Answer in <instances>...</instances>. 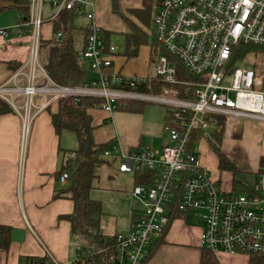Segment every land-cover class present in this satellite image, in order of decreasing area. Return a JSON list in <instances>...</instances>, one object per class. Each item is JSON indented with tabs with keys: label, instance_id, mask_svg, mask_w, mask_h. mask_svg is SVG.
<instances>
[{
	"label": "built area",
	"instance_id": "1",
	"mask_svg": "<svg viewBox=\"0 0 264 264\" xmlns=\"http://www.w3.org/2000/svg\"><path fill=\"white\" fill-rule=\"evenodd\" d=\"M23 1L29 5L28 17H19L13 29L27 32L30 39L25 84L0 85V100L22 121L21 168L30 125L53 101L67 98L79 104L89 99L106 114L126 104L161 106L166 113V142L159 150L124 152L118 143L104 150L102 158L112 160L118 173L148 172L153 177L151 183L131 190L135 205L128 233L117 235L113 247L75 244L71 264H142L173 212L183 217L198 214L200 246L211 254L264 258V172L257 170L252 184L239 192L224 190L195 153L200 142L208 144L229 120L264 125V70L233 61L238 45L264 48V0H161L151 20L157 54L150 78L129 77L114 69L118 49L105 40L93 0ZM45 5L52 11L47 18L51 25L62 12L86 20L77 54L90 74L80 86L57 85L42 69L39 43ZM9 31L0 29V36ZM55 38L60 42L62 33ZM178 65L195 82L179 79ZM226 78L228 84L223 83ZM19 97L22 101L17 103ZM68 177L62 172L59 183L66 184ZM33 264L62 263L46 253L44 261Z\"/></svg>",
	"mask_w": 264,
	"mask_h": 264
},
{
	"label": "crops",
	"instance_id": "2",
	"mask_svg": "<svg viewBox=\"0 0 264 264\" xmlns=\"http://www.w3.org/2000/svg\"><path fill=\"white\" fill-rule=\"evenodd\" d=\"M10 4V0H0V29H11L7 36H0V85L18 87L25 84L30 39L27 32L18 34L13 29L20 16L15 8L9 7ZM98 25L102 30L109 32L101 24ZM110 33L109 40L113 44ZM76 38L80 45L83 38L80 39L79 36ZM143 48L146 47L141 46L138 54ZM117 49L118 52L112 62L115 70L129 77L149 78L146 67L145 71L127 68L126 63L129 60L124 56V51H119V47ZM144 51L147 56V48ZM146 63V61L143 63L144 66ZM1 101L11 111L0 114V226L24 231V239L21 242L11 241L6 250L0 249V264H20L22 258H44L46 253L59 263L71 264L74 259L71 226L68 221L59 217L71 214L73 203L65 198L53 199V195L55 190L62 188L57 180L62 154L64 151L75 150L77 146L74 144L73 148L71 143L77 141L71 137L72 135H68L71 133L69 131H62L59 134L55 132L50 115L57 113L58 102L53 101L30 125L25 162L21 168L22 121L7 102ZM21 101L22 98H17V103ZM87 113L92 117L94 144L108 143L109 147L113 143H118L122 151L127 152L138 148L159 150L166 142V135L162 131L166 117L164 111L158 122L146 119L147 113L144 112L143 107L139 112L118 110L106 114L98 109H91ZM231 122H241V128L236 129L233 126L227 129V125ZM102 127L106 130L105 138L95 139V132L97 133ZM222 129L223 137L226 131L231 143L236 147L235 160L238 161V156L242 155V149L251 157L252 173L255 174L260 158L264 157V125L253 121L229 120ZM244 144L246 150L248 149L247 152L243 147ZM206 146L207 153L212 154L210 146L208 144ZM220 148L224 155L231 153L229 147L223 148V138ZM203 158L202 161L204 160L205 163L206 159L204 156ZM201 165L204 166L202 163ZM212 178L219 181L224 190L235 189L234 182H223L218 176ZM133 186V175L118 173L114 162L105 159V164L99 170L98 188L101 191L114 195L116 198L114 199V196L112 198L118 206L121 202H129L128 197L130 199ZM90 197L94 199L92 195ZM94 197H96L94 200L98 201L106 199L100 193ZM124 206L128 211L129 204L128 208L127 205ZM108 215L104 216L102 222V230L105 234L117 236L128 233L129 226L128 229L119 228L114 217ZM188 216L173 220L165 233L150 243L144 264H200V257L204 252L200 246V222L199 225H190ZM212 256L217 264H249L250 262V259L243 255L219 253Z\"/></svg>",
	"mask_w": 264,
	"mask_h": 264
},
{
	"label": "trees",
	"instance_id": "3",
	"mask_svg": "<svg viewBox=\"0 0 264 264\" xmlns=\"http://www.w3.org/2000/svg\"><path fill=\"white\" fill-rule=\"evenodd\" d=\"M149 1L143 0L142 9L135 11L133 16L150 30L153 8ZM10 2L9 7L15 8L20 17H28L29 5L26 1L10 0ZM160 2L161 0H157V8ZM111 6L112 12L117 13V0H111ZM74 18L75 16L71 12H62L52 23L50 38L41 40L39 43L41 66L47 77L57 85L80 86L88 81L87 79L90 74L87 62L78 57L77 54L79 45L76 37L79 36L82 39L85 34L82 29L78 31L73 27ZM122 18L125 23L132 26L130 33L124 35L123 52L124 56L128 60H131L137 56L141 46L148 44V37L151 35L150 31L146 33V31L139 30L132 23H128L129 21L125 14H123ZM58 32L62 33V40L60 42L55 38ZM102 32L104 33L105 40L109 42L110 32L107 33L104 30ZM151 39L153 41L152 37ZM234 51L235 57L233 61H244L247 54L255 51L264 53V48L238 45ZM178 70L179 79L195 82V77L187 73L180 65H178ZM57 102V113L50 115L55 132L59 134L62 131H69L75 135L77 141V148L75 150L64 151L62 154V163L60 164L57 179L58 183L59 176L62 172L68 173L69 177L62 188L54 191L53 199L65 198L70 200L73 203V210L71 214L60 216L59 219L66 220L70 223L72 246L81 243L88 246L113 247L116 235L105 234L102 230V222L105 216L102 204L100 201L90 197L91 191L97 186L100 167L105 164L102 154L108 147V143L94 144L93 141L94 126H92V117L87 111L97 109L95 102L89 99H83L79 104H74L72 99L67 98H61ZM142 107L143 105L139 104H126L122 105L119 110L139 112ZM10 111L11 109L0 100V114ZM221 131L222 129L208 138V145L218 159V168L220 170H233L235 167L232 166L220 151V143L223 138V131ZM258 171L264 172V157L259 160ZM133 177L135 186L151 183L153 176L148 172H138ZM170 217L171 223L176 218L183 216L177 212H173ZM11 231L12 229L10 227L0 226V249H8L11 243ZM146 258L142 264L145 263ZM37 261H44V258H22L20 264H33ZM200 264L217 263L212 254L204 250L200 257ZM249 264H264V258L252 257Z\"/></svg>",
	"mask_w": 264,
	"mask_h": 264
},
{
	"label": "rangeland",
	"instance_id": "4",
	"mask_svg": "<svg viewBox=\"0 0 264 264\" xmlns=\"http://www.w3.org/2000/svg\"><path fill=\"white\" fill-rule=\"evenodd\" d=\"M95 4V20L97 23L101 24L104 28L108 29L112 37L113 44H116L119 47V51H124V35L130 33V28L132 26H129L125 21L123 20L122 16L125 14L127 20L129 21L128 23H132L134 26H136L139 30L141 31H146V33H149L150 30L148 27L144 26L141 24L136 18L133 16V13L135 11H138L139 9H142V4L143 0H117V13L112 12V6H111V0H93ZM150 5L152 6V16L155 14L157 10V0H150ZM52 13L51 9L49 8L48 5H45L43 7V25L40 28V39H48L50 36L51 32V22L47 19L49 15ZM17 23V21H16ZM86 24V20L84 17H77L73 21V26H75L76 29L79 27H83V25ZM135 28V27H134ZM136 28V29H137ZM132 30V29H131ZM150 37V38H149ZM149 42L146 44L144 47L147 48L148 50V55L146 56L144 49H141L139 51V54L137 57L129 60L126 65L127 68L131 67L136 70L140 71H145V67L147 70V74L149 75V78L154 76V66L152 64V61L155 60L156 54L154 52L153 48V41L151 39V36H149ZM116 46V47H117ZM117 47V48H118ZM155 53V55H153ZM44 56V55H43ZM42 56V58H43ZM45 57V56H44ZM246 63L248 64H255V66L261 71L264 70V53H258V52H252L250 54H247L245 56ZM41 59V58H40ZM44 60V59H43ZM147 62L144 66V62ZM43 69V68H42ZM224 84H228V79L226 78L223 82ZM143 110L145 113H147V118L150 119L153 122H158L157 120L162 116L163 111L165 113V109L161 106H156V105H143ZM94 121H96V118H94ZM165 121V120H164ZM163 121V123H164ZM163 125V124H162ZM242 123L241 122H231L230 124L227 125V129H231V127L235 126V128L240 129ZM101 126V124H100ZM97 130V129H96ZM223 130V129H222ZM105 128L102 127L101 130H97V133L95 132V139H103L105 138L104 132ZM222 132V131H221ZM66 135V134H65ZM68 135H72L71 137L75 136L72 133H69ZM223 137V136H222ZM248 144L250 141L247 142ZM72 147L77 146L76 142L71 143ZM75 144V145H74ZM205 142H200L197 147H196V156L200 162V164H204L207 170H209V173L211 177L218 176L221 178V181L223 182H234V187L236 191H240L241 189H245L249 187V184H252L253 179H254V174L252 173V165L250 164L251 157L247 156V154L241 149V156H238V161L235 160V153H236V147L234 144L231 143V139L228 137L225 131V135L223 137V148L226 146L229 147V150L231 151L230 154H225L222 153L221 148L220 151L221 153L227 158V160L234 166L235 168L233 170H220L218 168V162H217V157L214 153L208 154L206 151V146ZM245 147V144L243 145ZM246 150V147H245ZM248 150V149H247ZM246 150V152H247ZM203 156L206 159V162L204 163V160L202 161ZM216 157V158H215ZM204 159V158H203ZM25 162V160H24ZM24 165V164H23ZM61 186H64L65 184H60ZM103 194V196L106 198L103 201L100 199L99 201L101 204H104L102 206L105 216L109 214V217H114L116 221V225L119 228H127L129 226L130 220H131V211L133 206L135 205V200L133 197L130 195V199L128 197L129 202H121L120 205L117 206L116 201L114 200L116 197L107 191H101L100 188H98V183L97 186L94 190L91 191L90 195L93 196L94 199L98 194ZM114 196V199L112 198ZM98 201V200H97ZM127 201V200H126ZM129 204V209L126 211L125 206L127 205L128 208ZM196 215H191L188 216V223L190 225H199V218ZM112 232V231H111Z\"/></svg>",
	"mask_w": 264,
	"mask_h": 264
},
{
	"label": "water",
	"instance_id": "5",
	"mask_svg": "<svg viewBox=\"0 0 264 264\" xmlns=\"http://www.w3.org/2000/svg\"><path fill=\"white\" fill-rule=\"evenodd\" d=\"M10 239L13 242H21L24 239V231L22 230H12Z\"/></svg>",
	"mask_w": 264,
	"mask_h": 264
}]
</instances>
